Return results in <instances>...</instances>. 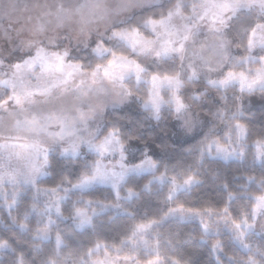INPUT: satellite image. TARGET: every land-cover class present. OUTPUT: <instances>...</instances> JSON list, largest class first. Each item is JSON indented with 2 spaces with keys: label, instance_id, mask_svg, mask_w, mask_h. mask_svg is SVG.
<instances>
[{
  "label": "clouds",
  "instance_id": "9594fccd",
  "mask_svg": "<svg viewBox=\"0 0 264 264\" xmlns=\"http://www.w3.org/2000/svg\"><path fill=\"white\" fill-rule=\"evenodd\" d=\"M0 264H264V0H0Z\"/></svg>",
  "mask_w": 264,
  "mask_h": 264
}]
</instances>
